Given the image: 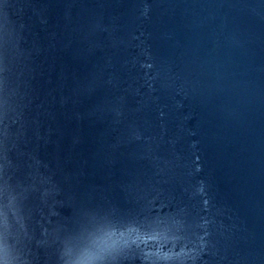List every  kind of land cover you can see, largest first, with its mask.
<instances>
[{
    "label": "water",
    "instance_id": "water-1",
    "mask_svg": "<svg viewBox=\"0 0 264 264\" xmlns=\"http://www.w3.org/2000/svg\"><path fill=\"white\" fill-rule=\"evenodd\" d=\"M6 38L0 185L33 264L62 227L87 255L109 224L264 264V0H3Z\"/></svg>",
    "mask_w": 264,
    "mask_h": 264
},
{
    "label": "clouds",
    "instance_id": "clouds-1",
    "mask_svg": "<svg viewBox=\"0 0 264 264\" xmlns=\"http://www.w3.org/2000/svg\"><path fill=\"white\" fill-rule=\"evenodd\" d=\"M5 35L8 36V30L5 27ZM8 39L6 38L3 45V52L0 53V145L3 147L5 165H0V173H3L5 167L11 165L7 156V138H8V120L10 111H14L10 96L7 91V78L3 75L7 71L5 64V53ZM151 68V64L144 65ZM197 171H200L199 166ZM9 191L7 180L0 185V264H33L30 258L31 249L28 245L33 240V235L29 232L27 223H21L20 230L13 235L12 225L9 223L8 214L5 210L7 204L4 203ZM49 190H45L47 193ZM200 194H205V184L200 182L198 189ZM209 200H204L207 207ZM53 215L57 213L53 212ZM208 220L203 221V225L208 224ZM45 228L42 235L48 234ZM71 230L62 227L57 230V240L63 248L59 249L57 264H127L128 261L139 258L141 264H196V249L190 248L189 244L193 241H184L179 243L183 238L167 237L158 230L150 232L144 231L136 225H119L109 224L108 227L101 230L100 235H94L91 250L87 255L74 252L68 246V239L62 233H68ZM22 233V235H21ZM205 232L199 238L200 246L204 247ZM10 237L14 239V244H10ZM149 241L154 242V246L149 248ZM171 242V246L168 243ZM40 242L37 241V244ZM145 245V247H141ZM179 245V250L177 247ZM15 248L16 254L11 255V250Z\"/></svg>",
    "mask_w": 264,
    "mask_h": 264
},
{
    "label": "snow or ice",
    "instance_id": "snow-or-ice-1",
    "mask_svg": "<svg viewBox=\"0 0 264 264\" xmlns=\"http://www.w3.org/2000/svg\"><path fill=\"white\" fill-rule=\"evenodd\" d=\"M3 3V0H0V4H2Z\"/></svg>",
    "mask_w": 264,
    "mask_h": 264
}]
</instances>
